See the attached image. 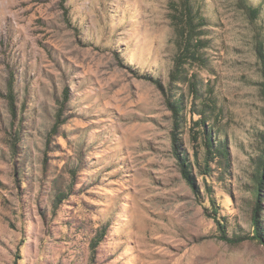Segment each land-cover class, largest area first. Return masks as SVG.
Instances as JSON below:
<instances>
[{
  "label": "rangeland",
  "instance_id": "obj_1",
  "mask_svg": "<svg viewBox=\"0 0 264 264\" xmlns=\"http://www.w3.org/2000/svg\"><path fill=\"white\" fill-rule=\"evenodd\" d=\"M263 88L264 0H0V264H264Z\"/></svg>",
  "mask_w": 264,
  "mask_h": 264
},
{
  "label": "trees",
  "instance_id": "obj_2",
  "mask_svg": "<svg viewBox=\"0 0 264 264\" xmlns=\"http://www.w3.org/2000/svg\"><path fill=\"white\" fill-rule=\"evenodd\" d=\"M193 18L190 15V10H187L186 13H183L181 16L177 17V21L173 19L174 21V26L175 29L177 30V32H179V36L181 39H183V41H180L179 44V54L177 55V57L175 58V67L176 69L178 68H182L183 66L189 64V58H191L192 60H194L196 58L197 54V48H195V45L193 43V39L195 36V28H194V23H193ZM181 28V29H180ZM183 30H185V33H183ZM201 44V41H199ZM172 78H174V74L172 76ZM263 94H264V88H263ZM170 102V101H169ZM170 110L174 113V116L177 117L179 114V110L181 109V105L179 101H175L172 103V105H169ZM13 112V111H12ZM177 127V125H176ZM175 127V128H176ZM178 131V129H177ZM207 140L209 141V138H207ZM175 150V154L177 155V158L180 159L182 162L179 163L181 166V173L183 178L193 187L195 188L194 185V180H193V176L191 175L189 169H188V161H186L185 158H183L177 151V149L174 147ZM260 163L257 166V169H263L264 168V151L262 153V156L260 158ZM255 183L257 185V188L255 189V191L257 193H259V189L258 186H260V184H262V179H257L255 180ZM259 196V194H258ZM253 225L255 226V231H254V235L251 237L254 240H257L261 243V245H264V239L259 235V219H258V215L256 214V211L253 215ZM224 240H226L229 243H232L233 241H231L230 239H227L225 237H223ZM245 239V238H244ZM244 239H239V240H244Z\"/></svg>",
  "mask_w": 264,
  "mask_h": 264
}]
</instances>
